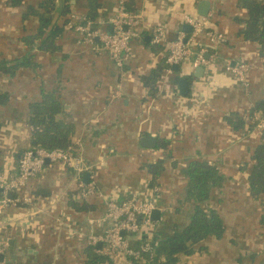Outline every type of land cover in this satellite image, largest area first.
Masks as SVG:
<instances>
[{
    "label": "crops",
    "instance_id": "crops-1",
    "mask_svg": "<svg viewBox=\"0 0 264 264\" xmlns=\"http://www.w3.org/2000/svg\"><path fill=\"white\" fill-rule=\"evenodd\" d=\"M200 1L98 0L102 5L98 19H110L121 2L124 7L125 2L131 3L133 10L128 11H143L137 24L140 36L132 40L123 68L110 62L97 39L90 45L65 27L56 39L54 54L37 52L40 67L35 71L19 68L13 76L0 73V91L8 92L6 103L0 105L2 174L16 172L17 152L34 141L28 125L29 104L40 99L42 90L52 89L64 112L60 118L73 125L71 140L79 147L74 153L88 166L77 175L72 167L46 163L13 194L32 196L36 207H10L2 216L0 244L6 240L7 246L0 256L7 264H85L89 247L101 254L102 244H90L87 236H99L107 226L100 222L103 200L79 197L84 207L76 211L69 203L70 193L78 190L79 194L80 182L93 183L106 197L127 199L140 193L150 177L144 163L158 159L163 169L154 225L169 234L187 222L194 208V202L185 198L181 170L193 160H203L215 164L222 178L202 202L203 208L219 215L222 236L200 240L191 254H181L175 264H264V194L252 198L247 186L250 156L261 137L255 116L249 115L264 97V55L257 42L240 34L246 10L239 0H208L206 15L224 41L214 51L207 50L210 65L201 76L188 62L167 65V48L151 42L149 27L156 23L169 24L168 39L179 30L188 38L192 29L185 27L190 25L184 23V16L199 15ZM71 3L73 12L82 15L86 0ZM22 9L0 0V61L20 57L26 47L18 38L35 30L36 19L22 20ZM102 25L100 30L111 31L106 22ZM197 41L205 43L202 35ZM227 62L248 64L245 82L225 71ZM181 78L188 82L183 94ZM231 114L243 118L240 128L227 121ZM145 134L155 136L156 145L159 139H167V149L142 147L140 136ZM84 172H89L86 181Z\"/></svg>",
    "mask_w": 264,
    "mask_h": 264
},
{
    "label": "trees",
    "instance_id": "trees-1",
    "mask_svg": "<svg viewBox=\"0 0 264 264\" xmlns=\"http://www.w3.org/2000/svg\"><path fill=\"white\" fill-rule=\"evenodd\" d=\"M72 0H37L27 3V0H6V4L13 8L21 7V19L27 20L30 17L36 19L35 30L31 34H24L18 40L26 47V51L16 58L0 61V73L13 76L19 68H30L36 70L40 63L36 60L37 52L43 54H54L58 50L56 39L64 31L69 14L73 12ZM86 6L82 16L84 20H90L92 26L97 25V20L101 15L98 0H86ZM239 6L246 10V17L242 20L243 26L240 30L242 38L248 41H255L259 45V52L264 55V0H239ZM125 9L133 10L130 2H125ZM199 19L201 15H191ZM182 18H178L180 24ZM168 25L164 24L166 31ZM207 28L213 32L218 30L213 24L208 23ZM107 29V26H105ZM195 46H205L211 52L216 47H211L200 41L195 42ZM155 73V72H154ZM8 97L7 91H0V105L6 103ZM264 120V97L258 100L253 109L250 110L252 118L254 113ZM62 105L54 94V89L49 91L42 90V96L38 101L29 104L28 125L34 141L28 145V148H44L46 150H66L75 151L77 145L72 142L71 137L74 132L73 125L66 122L63 115ZM253 113V114H252ZM230 125L238 129L243 124V118L238 114H231L227 117ZM0 118V132H1ZM261 137L251 153L253 162L247 177L248 191L252 198L257 199L264 194V130H259ZM1 142V137H0ZM168 140L159 139L156 147L165 151L168 147ZM24 149L17 152L18 159ZM74 153V152H73ZM144 168L150 175L144 183L140 196L155 199L158 195V178L163 169L161 159L155 162L144 163ZM182 176L186 179L185 198L194 202L192 214L187 222L171 234L156 227L155 219L152 225L141 227L135 233L124 232L123 235L131 241L134 247L141 243L149 242L153 248V254H145V264H175L181 254H191L193 246L200 240L212 236L220 238L224 228L219 215L215 210H206L202 202L208 199L211 187L219 186L222 178L215 164L203 160H193L181 170ZM156 196V202L158 201ZM78 190L70 193L69 203L73 205L76 211L83 209L84 205L79 204ZM264 207V200L261 201ZM93 248V247H92ZM91 247L86 252L85 264H115L118 259L123 258L131 264L136 262L131 257H125L120 252L96 254Z\"/></svg>",
    "mask_w": 264,
    "mask_h": 264
},
{
    "label": "built area",
    "instance_id": "built-area-1",
    "mask_svg": "<svg viewBox=\"0 0 264 264\" xmlns=\"http://www.w3.org/2000/svg\"><path fill=\"white\" fill-rule=\"evenodd\" d=\"M143 11H128L121 2L116 13L108 20L98 19L97 25L93 27L90 20H84L82 15L70 13L66 21L67 28L75 33H79L84 42L93 45L94 39L100 43V47L107 51L108 58L116 67L123 68L125 60L131 50L132 40L140 36L137 24L141 22ZM106 22L110 25L111 31L100 30L102 24ZM184 23L190 25L192 33L188 38L179 30L174 39H168L167 32L163 24L156 23L149 27L151 33V42L160 44L167 48L165 63L167 65L188 62L192 68L207 67L210 61L207 58V49L205 46H194L197 38L203 36L205 44L216 47L224 41V35L221 32H213L207 28L210 23L208 15L195 19L192 16H184ZM248 64L239 62L235 65L225 63V71L237 78L241 82L246 81L249 72ZM255 116L256 127L258 130H264V120ZM77 145V144H76ZM79 149L78 145L75 151L66 150H46L44 148H28L22 151L16 172L9 176H4L0 171V224L2 216L10 207L28 206L36 207L32 196H14L15 192L23 189L28 181L40 172L46 163H61L72 167L79 175L88 170V166L82 159V156L75 154ZM79 197L82 199L91 196H97L104 202V214L100 222L107 223L103 233L99 236L89 234L87 236L90 244L100 242L102 244L100 253L120 252L125 257H131L136 264L144 258L145 254L152 255L153 248L149 242L141 243L134 247L130 240L124 237L123 233H135L141 229L152 225L151 213L157 209L156 195L155 199L145 198L138 194H132L127 199H113L104 196L99 192L93 183H79ZM11 194L13 196H11ZM7 246L6 240L0 244V255L3 254ZM0 264H7L0 259ZM125 264H131L125 260Z\"/></svg>",
    "mask_w": 264,
    "mask_h": 264
},
{
    "label": "water",
    "instance_id": "water-1",
    "mask_svg": "<svg viewBox=\"0 0 264 264\" xmlns=\"http://www.w3.org/2000/svg\"><path fill=\"white\" fill-rule=\"evenodd\" d=\"M210 4L208 0H201L199 2L198 5V14L201 16H205L209 10ZM188 30L191 29L190 26H185ZM195 70V75L196 76H201L202 75V71H203V67L199 66L194 68ZM187 80L186 79H179V91L183 94L187 91ZM156 137L155 136H151L150 134H145L140 136V145L142 147L145 148H154L156 146ZM89 177V172H84L83 173V178H85V181L87 180V178ZM131 197V195H129V198ZM159 215V210L158 209H154L151 213V218L153 219H157ZM0 259H2V256H0Z\"/></svg>",
    "mask_w": 264,
    "mask_h": 264
}]
</instances>
